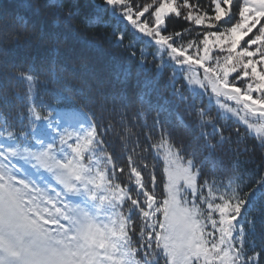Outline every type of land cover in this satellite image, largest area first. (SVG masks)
<instances>
[{"label":"snow or ice","instance_id":"1","mask_svg":"<svg viewBox=\"0 0 264 264\" xmlns=\"http://www.w3.org/2000/svg\"><path fill=\"white\" fill-rule=\"evenodd\" d=\"M16 8L0 13V33L45 54L40 71L0 62V264H264V177L244 182L247 147L226 159L233 135L238 146L255 132L264 149V0ZM212 99L247 131L226 135Z\"/></svg>","mask_w":264,"mask_h":264},{"label":"trees","instance_id":"2","mask_svg":"<svg viewBox=\"0 0 264 264\" xmlns=\"http://www.w3.org/2000/svg\"><path fill=\"white\" fill-rule=\"evenodd\" d=\"M140 3H143L144 0H139ZM202 3L205 5L210 2V0H201ZM19 3V0H0V13L8 12L9 14L13 13L14 11L18 13V16H23V11L16 8V5ZM22 23L19 19L15 22V26L9 27L8 31H20L19 24ZM186 26L185 22L178 21L174 27L177 31L181 30L182 27ZM92 31H86L84 33L83 39L91 38ZM146 43V41H145ZM44 47L40 46L37 47L35 41H26L23 38L19 42H12L10 40H7L3 37V34L0 33V62H3L4 60H9L12 62H15L18 66H20L23 69H27L28 66L31 64L34 66L36 71L41 70V63L40 58L45 54L44 53ZM68 71L70 73H75L78 76H86L87 71L84 67L81 66L80 63H69L68 64ZM23 86L20 85L17 87V91H22ZM40 97L44 99L45 102L55 104L56 102L51 99L50 96L45 95L43 89L40 91ZM40 97H37V103H39ZM208 110L212 113L214 117L218 118V122L220 125H222L227 135L229 132L235 131L236 127L239 126L241 132H246V126L239 122V120L232 116L229 113L224 112L222 109L219 108L217 102L215 99L211 100V103L207 104ZM14 113L17 118V125L19 126L20 119L23 118L24 115H26V110H22L20 108V102L16 103V107L14 109ZM131 116V113H129ZM155 115L154 112L149 113L148 115V125L151 126V119ZM167 115V114H166ZM183 116V113L179 111V109H176L171 112L170 115L167 116V118L172 122L179 124V117ZM119 119V118H117ZM161 119H164L162 116ZM185 121H187V117H184ZM143 121H141L142 123ZM180 127H183V124H180ZM211 129H209L210 131ZM119 131V129L117 130ZM135 131H142L140 128H137ZM105 139L108 141V148L110 151H112L116 156H119L121 161H126V155L123 154L122 151V142L121 139H119L114 133L110 132L108 136L105 137ZM141 143H143V136H141ZM234 143H233V153L228 154L226 159L231 160L233 158V155L235 153V150L237 147H239L241 150L243 148L247 147L249 149L248 152L243 153L239 155L237 158L240 161V170L243 173V179L245 183H248L249 181L254 182L257 179H260L261 177H264V149H261L259 146V138L255 135H252L250 132L247 133L246 136H243L241 139V142L237 146L235 143L236 137L233 135L232 137ZM136 137L132 136V142H135ZM129 148L131 145L128 146ZM254 149V151H253ZM234 162V161H233ZM162 163V161H161ZM162 173V168L158 167L156 169V175L159 178ZM119 175V173L117 174ZM252 215V214H250ZM261 224L258 222L256 225V232L259 234L261 230Z\"/></svg>","mask_w":264,"mask_h":264},{"label":"rangeland","instance_id":"3","mask_svg":"<svg viewBox=\"0 0 264 264\" xmlns=\"http://www.w3.org/2000/svg\"><path fill=\"white\" fill-rule=\"evenodd\" d=\"M252 135H255L256 136V134H255V132H250Z\"/></svg>","mask_w":264,"mask_h":264}]
</instances>
